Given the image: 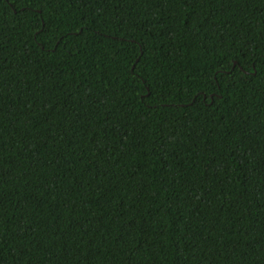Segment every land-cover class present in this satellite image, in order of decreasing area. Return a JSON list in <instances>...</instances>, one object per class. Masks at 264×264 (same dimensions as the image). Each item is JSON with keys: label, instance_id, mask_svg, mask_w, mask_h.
I'll return each instance as SVG.
<instances>
[{"label": "trees", "instance_id": "16d2710c", "mask_svg": "<svg viewBox=\"0 0 264 264\" xmlns=\"http://www.w3.org/2000/svg\"><path fill=\"white\" fill-rule=\"evenodd\" d=\"M0 264H264V0H0Z\"/></svg>", "mask_w": 264, "mask_h": 264}, {"label": "water", "instance_id": "95a60500", "mask_svg": "<svg viewBox=\"0 0 264 264\" xmlns=\"http://www.w3.org/2000/svg\"><path fill=\"white\" fill-rule=\"evenodd\" d=\"M234 65L236 66L237 65V62Z\"/></svg>", "mask_w": 264, "mask_h": 264}]
</instances>
